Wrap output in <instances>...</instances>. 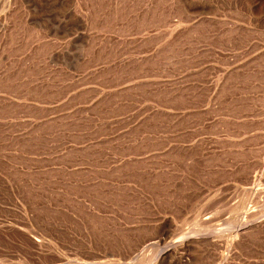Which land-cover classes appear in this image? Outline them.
I'll return each instance as SVG.
<instances>
[{"label":"rangeland","instance_id":"1","mask_svg":"<svg viewBox=\"0 0 264 264\" xmlns=\"http://www.w3.org/2000/svg\"><path fill=\"white\" fill-rule=\"evenodd\" d=\"M0 264H264V0H0Z\"/></svg>","mask_w":264,"mask_h":264}]
</instances>
